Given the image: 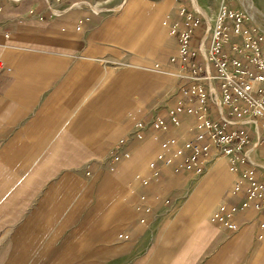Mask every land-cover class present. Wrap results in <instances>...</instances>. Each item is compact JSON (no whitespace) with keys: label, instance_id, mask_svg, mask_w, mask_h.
Returning a JSON list of instances; mask_svg holds the SVG:
<instances>
[{"label":"crops","instance_id":"crops-1","mask_svg":"<svg viewBox=\"0 0 264 264\" xmlns=\"http://www.w3.org/2000/svg\"><path fill=\"white\" fill-rule=\"evenodd\" d=\"M79 1L0 0V264H264V208L243 211L234 232L209 221L219 197L237 204L242 194L232 195L241 175L226 163L212 165L171 216L163 202L182 196L186 174L161 167L157 182L135 180L149 176L168 135L150 121L161 117L170 130L167 111L185 101L163 27L175 5L120 0L95 13ZM202 26L192 49L208 46ZM221 51L234 53L228 44ZM195 118L181 113V132ZM123 153L113 168L110 156ZM256 178L264 183L261 171ZM141 194L152 207L146 223ZM197 194L209 210L189 207Z\"/></svg>","mask_w":264,"mask_h":264},{"label":"built area","instance_id":"built-area-1","mask_svg":"<svg viewBox=\"0 0 264 264\" xmlns=\"http://www.w3.org/2000/svg\"><path fill=\"white\" fill-rule=\"evenodd\" d=\"M210 22L192 5L189 9L184 5L174 7L173 16L163 22L165 33L175 41L169 64L177 65L172 75L185 101L178 100L176 107L167 111L170 130L161 117L150 121L154 131L168 135L159 142L148 165L149 176L135 180L141 188L150 181L157 182L161 167L199 178L206 173L208 162L227 159L229 171L241 175L233 182L232 195L242 194L237 204L222 201L209 221L234 232L238 229L237 217L243 211L264 208V183L256 178V172L264 174V168L251 160L256 153L264 157V32L251 20L246 23L242 13L224 5L218 7ZM200 23L208 46L192 49L190 39ZM231 35L235 42L230 41ZM225 44L234 53H223ZM154 71L160 73L162 69L155 65ZM192 100L199 107L190 105ZM181 113L196 115L195 125L184 132ZM133 126L137 128L136 138L142 139L141 122ZM127 157V153L112 154L111 166L114 168ZM138 201L139 222L146 223V216L152 212L149 197L141 194ZM169 203V198L163 202L165 206ZM258 230L257 239L263 240L264 221L258 223Z\"/></svg>","mask_w":264,"mask_h":264},{"label":"rangeland","instance_id":"rangeland-1","mask_svg":"<svg viewBox=\"0 0 264 264\" xmlns=\"http://www.w3.org/2000/svg\"><path fill=\"white\" fill-rule=\"evenodd\" d=\"M11 1L15 2L16 0H11ZM119 1L120 0H80L77 3H80V5H78V6H85L86 8L91 9L93 12L97 13L101 10L108 9L111 6H115V4H117V2H119ZM174 1L175 0H170V8L172 5H175L174 7H177L178 5H184V7L188 6V5H192L193 9L196 12H199L197 10V8H200L202 10V12L205 13L206 16L209 17V19H211V20L215 17V14L217 12L218 7L220 5H224L232 11L242 13V15H244L245 22L250 24L249 21L251 19H250L249 15L247 14V12L245 11L240 0H178V2L180 4H175ZM123 2H124V0H123ZM251 2L262 14H264V0H251ZM122 3L119 4L118 6H116L114 8V10L120 9L122 6ZM170 13H171V11L169 12V14L167 16H169ZM199 13H201V12H199ZM203 13H201V14L203 15ZM203 17L206 18L204 15H203ZM263 21L264 20H260L259 22H261V23H258V24H255L253 21L252 22L255 25H257V27L260 28L264 32V22ZM210 24H211V22H210ZM251 160L259 163L261 165V167H264V157L260 156L258 153L253 154V156H251ZM223 163H226L227 171L230 172L227 159L221 157V158H218L217 160H213V161L208 162V164H207L208 167H207L206 173L210 169H212V165H215V164L223 165ZM148 165H147V168H148ZM206 173H203V175L199 178H194L192 175L186 174L187 177H185V178L187 179L188 183H187V188L184 189L182 196L178 197V198H174L172 196L168 197L170 200L169 205L166 206L167 212H169V214H170V215L168 214V216H171L174 213H176V211H178V209L183 205V203L189 198L191 188L193 186H195L199 181H201ZM177 174L185 175L183 173H177ZM146 177H144V178H146ZM219 180L222 181V183H223L224 180H226V177L223 176ZM232 180H233V178H231V181ZM224 197H225V195H224ZM224 197L223 196L219 197L218 201L214 205V212L217 209V207L219 206V204L224 200ZM193 198H194V200H190L188 202L189 203L188 205H189V207H191L193 209V211L195 213L203 212V210L205 208L207 210L210 209L212 202H210V200L207 196H202L201 194H197L196 196H193ZM214 212H212V214Z\"/></svg>","mask_w":264,"mask_h":264},{"label":"bare ground","instance_id":"bare-ground-1","mask_svg":"<svg viewBox=\"0 0 264 264\" xmlns=\"http://www.w3.org/2000/svg\"><path fill=\"white\" fill-rule=\"evenodd\" d=\"M18 1V0H16ZM241 4L243 5L245 11L247 12V14L249 15L250 19L255 23H261L259 22L260 20H264V14H262L251 2V0H240ZM196 3V2H195ZM194 5V4H193ZM197 10L201 13L202 10L200 8H197ZM203 15L207 18H205L208 22L211 21V19H209V17L206 16L205 13H203ZM264 22V21H263ZM257 26V25H256ZM264 168V167H263Z\"/></svg>","mask_w":264,"mask_h":264}]
</instances>
